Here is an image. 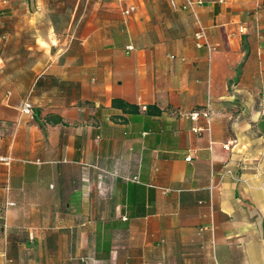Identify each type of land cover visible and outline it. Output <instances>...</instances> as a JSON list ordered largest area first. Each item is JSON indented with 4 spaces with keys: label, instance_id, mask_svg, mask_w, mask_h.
Masks as SVG:
<instances>
[{
    "label": "crops",
    "instance_id": "obj_1",
    "mask_svg": "<svg viewBox=\"0 0 264 264\" xmlns=\"http://www.w3.org/2000/svg\"><path fill=\"white\" fill-rule=\"evenodd\" d=\"M185 1L0 6V264H264V0Z\"/></svg>",
    "mask_w": 264,
    "mask_h": 264
},
{
    "label": "built area",
    "instance_id": "obj_2",
    "mask_svg": "<svg viewBox=\"0 0 264 264\" xmlns=\"http://www.w3.org/2000/svg\"><path fill=\"white\" fill-rule=\"evenodd\" d=\"M203 0H186L185 3L181 6V8L183 9H189L192 14L194 15V18H195V30H194V33H193V37H194V40H195V46L197 48H200V47H205L206 48V51L208 53H210L211 51L215 50L217 48V45L216 44H211L207 38V34H206V31H205V28L204 26L201 24V22L199 21L197 15H196V12H195V4L198 3H202ZM170 3L172 6H175L174 5V2L173 0H170ZM134 7L133 6H129V7H126L123 9V14L125 15H128L131 11H133ZM239 33H242L244 32V28L243 27H239L238 30H237ZM127 48H132L131 46H127ZM33 113V107H32V104H31V101L29 99V97H26L22 103V106H21V114L22 115H32ZM209 115V107L206 105L204 109L200 110V111H190V112H187V113H184V116L186 117H189L193 120L197 119L199 116H203L205 118H207ZM202 130L201 127H198V126H193L192 127V131L195 132V133H198ZM185 160H190V156H186L185 157ZM12 203H8V205H11Z\"/></svg>",
    "mask_w": 264,
    "mask_h": 264
},
{
    "label": "trees",
    "instance_id": "obj_3",
    "mask_svg": "<svg viewBox=\"0 0 264 264\" xmlns=\"http://www.w3.org/2000/svg\"><path fill=\"white\" fill-rule=\"evenodd\" d=\"M111 105L113 107L120 108L125 113L132 114L134 117L138 116L139 114V109L136 105L128 103L120 98H113ZM159 112V108H157L155 105H148L145 109V114H154Z\"/></svg>",
    "mask_w": 264,
    "mask_h": 264
},
{
    "label": "rangeland",
    "instance_id": "obj_4",
    "mask_svg": "<svg viewBox=\"0 0 264 264\" xmlns=\"http://www.w3.org/2000/svg\"><path fill=\"white\" fill-rule=\"evenodd\" d=\"M85 2L86 3H88V2H90V0H85ZM17 4L16 2H15V0H7L6 2H4L3 0H0V6H2V5H5V4Z\"/></svg>",
    "mask_w": 264,
    "mask_h": 264
}]
</instances>
